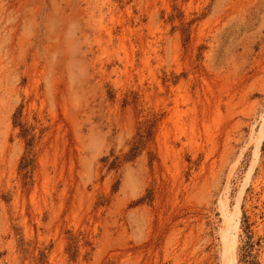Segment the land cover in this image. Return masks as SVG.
I'll use <instances>...</instances> for the list:
<instances>
[{
  "label": "rangeland",
  "instance_id": "rangeland-1",
  "mask_svg": "<svg viewBox=\"0 0 264 264\" xmlns=\"http://www.w3.org/2000/svg\"><path fill=\"white\" fill-rule=\"evenodd\" d=\"M263 129L264 0H0V264H264Z\"/></svg>",
  "mask_w": 264,
  "mask_h": 264
},
{
  "label": "bare ground",
  "instance_id": "bare-ground-1",
  "mask_svg": "<svg viewBox=\"0 0 264 264\" xmlns=\"http://www.w3.org/2000/svg\"><path fill=\"white\" fill-rule=\"evenodd\" d=\"M261 133H264V129L262 130ZM257 143L258 144L256 146V150L259 147L260 139H258ZM222 208H223L225 228H227V230H228L227 234H226L225 246H226V249L228 250V254L232 257V259H234L235 239H236L237 220H238V210H237V207H236L234 214L227 215L225 213V211H224L225 207H222Z\"/></svg>",
  "mask_w": 264,
  "mask_h": 264
}]
</instances>
